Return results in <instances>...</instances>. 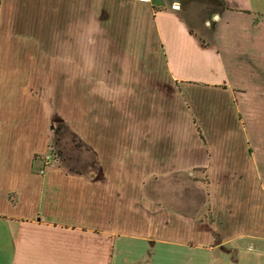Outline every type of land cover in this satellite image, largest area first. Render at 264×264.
I'll return each instance as SVG.
<instances>
[{"label": "crops", "instance_id": "1", "mask_svg": "<svg viewBox=\"0 0 264 264\" xmlns=\"http://www.w3.org/2000/svg\"><path fill=\"white\" fill-rule=\"evenodd\" d=\"M219 3L0 0V264H264V0Z\"/></svg>", "mask_w": 264, "mask_h": 264}, {"label": "rangeland", "instance_id": "2", "mask_svg": "<svg viewBox=\"0 0 264 264\" xmlns=\"http://www.w3.org/2000/svg\"><path fill=\"white\" fill-rule=\"evenodd\" d=\"M164 1L168 2L170 0H164ZM179 1L184 4V11L186 12L185 15L194 24V26L198 29V31H204V32L208 31L209 25L206 24L205 20L207 18L213 21L215 20L213 18V10L219 7L220 5L219 0H179ZM96 60L98 62L101 61L103 64L108 63L107 58H102L99 56L98 57L93 56L89 58V61H96ZM53 125H54V131H53L54 138L51 141L52 142L51 149L46 154L51 152V150H54V152L57 155V150H58L57 148H59L62 150V157L57 155L54 158L55 161H53L52 164L63 162L65 161V159H69V158L70 159L74 158L78 160L79 159L78 148H75V145L79 146L80 149L81 142L79 138L76 135H74V130L64 120L59 121L57 119V121L53 122ZM55 146L58 147L56 148ZM69 149H71L74 152L72 153L67 152ZM46 154H44L43 156H45Z\"/></svg>", "mask_w": 264, "mask_h": 264}, {"label": "built area", "instance_id": "3", "mask_svg": "<svg viewBox=\"0 0 264 264\" xmlns=\"http://www.w3.org/2000/svg\"><path fill=\"white\" fill-rule=\"evenodd\" d=\"M57 155H56V153L54 152V150H51V152H49L48 154H46L45 156H44V168H42L41 170H40V172L41 173H44L45 172V170H46V167H48L49 165H51L52 163H53V161H55L54 160V158L56 157Z\"/></svg>", "mask_w": 264, "mask_h": 264}, {"label": "trees", "instance_id": "4", "mask_svg": "<svg viewBox=\"0 0 264 264\" xmlns=\"http://www.w3.org/2000/svg\"><path fill=\"white\" fill-rule=\"evenodd\" d=\"M56 147V146H55ZM58 147V146H57ZM56 147V148H57ZM58 150H57V155L58 156H60V157H62V150L61 149H59V148H57Z\"/></svg>", "mask_w": 264, "mask_h": 264}]
</instances>
